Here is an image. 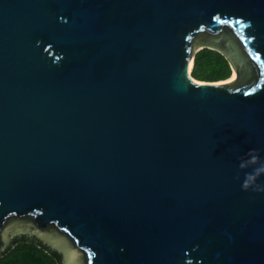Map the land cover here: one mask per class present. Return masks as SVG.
Listing matches in <instances>:
<instances>
[{
	"label": "water",
	"instance_id": "obj_1",
	"mask_svg": "<svg viewBox=\"0 0 264 264\" xmlns=\"http://www.w3.org/2000/svg\"><path fill=\"white\" fill-rule=\"evenodd\" d=\"M202 49L230 78L187 73ZM23 235L264 264V0H0V253Z\"/></svg>",
	"mask_w": 264,
	"mask_h": 264
},
{
	"label": "trees",
	"instance_id": "obj_2",
	"mask_svg": "<svg viewBox=\"0 0 264 264\" xmlns=\"http://www.w3.org/2000/svg\"><path fill=\"white\" fill-rule=\"evenodd\" d=\"M191 74L199 81L218 82L230 78L231 69L221 54L202 49L195 55ZM0 264H60V256L34 237L23 235L0 254Z\"/></svg>",
	"mask_w": 264,
	"mask_h": 264
},
{
	"label": "bare ground",
	"instance_id": "obj_3",
	"mask_svg": "<svg viewBox=\"0 0 264 264\" xmlns=\"http://www.w3.org/2000/svg\"><path fill=\"white\" fill-rule=\"evenodd\" d=\"M192 69H193V57H191L190 60L188 61L187 68H186V71L189 75H191ZM232 74L233 72L231 73V75Z\"/></svg>",
	"mask_w": 264,
	"mask_h": 264
},
{
	"label": "flooded vegetation",
	"instance_id": "obj_4",
	"mask_svg": "<svg viewBox=\"0 0 264 264\" xmlns=\"http://www.w3.org/2000/svg\"><path fill=\"white\" fill-rule=\"evenodd\" d=\"M6 250V249H5ZM4 252V251H3ZM3 252H1L0 254H2Z\"/></svg>",
	"mask_w": 264,
	"mask_h": 264
},
{
	"label": "snow or ice",
	"instance_id": "obj_5",
	"mask_svg": "<svg viewBox=\"0 0 264 264\" xmlns=\"http://www.w3.org/2000/svg\"><path fill=\"white\" fill-rule=\"evenodd\" d=\"M258 58V57H257Z\"/></svg>",
	"mask_w": 264,
	"mask_h": 264
}]
</instances>
